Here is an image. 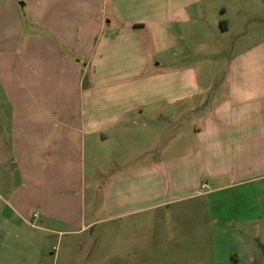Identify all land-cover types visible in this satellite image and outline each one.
I'll return each mask as SVG.
<instances>
[{
  "label": "crops",
  "instance_id": "0c3cea01",
  "mask_svg": "<svg viewBox=\"0 0 264 264\" xmlns=\"http://www.w3.org/2000/svg\"><path fill=\"white\" fill-rule=\"evenodd\" d=\"M6 5L0 264H57L53 238L207 195L226 179L257 185L245 194L256 202L235 221L264 231V0H24L25 18L13 0H0ZM186 36L211 50L198 55L227 58L213 68L224 77L211 81L212 106L188 128L185 105L211 82L193 65L173 67L186 54ZM85 157L103 176L98 213L84 206V178L94 175ZM218 242L216 264H264V240ZM70 243L62 264L76 261ZM107 259L97 250L82 258Z\"/></svg>",
  "mask_w": 264,
  "mask_h": 264
},
{
  "label": "rangeland",
  "instance_id": "374dc122",
  "mask_svg": "<svg viewBox=\"0 0 264 264\" xmlns=\"http://www.w3.org/2000/svg\"><path fill=\"white\" fill-rule=\"evenodd\" d=\"M13 3L14 9L12 10L20 18H25L24 0H13ZM7 9L9 10L7 5L0 8L2 16ZM188 34L191 35V33ZM185 39L186 44L187 42L189 44V46L186 45L188 47L185 50L186 54L183 56L184 58L180 59V63L173 64V67L193 65L198 69L197 78L200 79L202 74H206L209 82L212 79L215 81L218 79L217 83L219 84L224 76L216 75L215 69L224 67L227 58L218 53L198 55L200 53L197 52L198 49L203 51L206 48L201 47L198 42L193 43L191 36H186ZM223 41L226 44L231 40L224 37ZM209 51L211 50H206V52ZM163 59V56L157 57L161 69L164 66ZM2 62L3 60H0V65ZM201 68L209 69L204 72L200 70ZM211 68L215 69L212 70ZM210 85V88H204V95L193 99V104H190L191 99L189 104L185 105L187 111L190 110L189 112H191L187 119L185 116V119L182 120L183 123H186L187 128L192 121L194 122L195 115L202 109L211 107L217 97L216 82L214 85L211 82ZM201 100L203 101L202 104ZM178 110L179 108L176 109V111ZM173 125L174 123H172L174 128ZM174 130L171 129L167 135L173 136ZM149 155L150 152L141 158L143 160L149 159ZM103 161L100 158L99 164ZM92 166H94L93 162L88 158L86 161L85 157V167L87 170L90 167L94 172V177L86 175L84 178V206L86 209L93 208L98 213L102 205L99 199L98 186L102 184L100 180L103 176H101L99 166ZM228 183L227 179L219 182L218 184L222 185L221 188L207 195L189 196L184 201L168 207L137 211L119 221L97 224L80 235L65 234L57 239L53 238L51 245L58 254L57 264H62L68 256L72 255L70 252L73 246L71 243L69 244V240L74 244L76 261L73 264L86 263L87 260H82L85 250H89L91 255H94L96 250L101 251L102 256L108 257L106 264H216L213 252H215V256L219 257L224 248L219 244L213 247L215 242L219 241L222 245L232 240L235 244L242 245L247 240H264V231L243 230V225L240 227L239 223L235 221H242L243 218H246L244 215L245 208L249 209L251 204L256 202L254 198L252 200L245 198V194L256 192L259 188L254 184L235 183L226 185ZM215 218H219L218 225L215 224ZM240 264H243V260Z\"/></svg>",
  "mask_w": 264,
  "mask_h": 264
},
{
  "label": "built area",
  "instance_id": "2783aa9c",
  "mask_svg": "<svg viewBox=\"0 0 264 264\" xmlns=\"http://www.w3.org/2000/svg\"><path fill=\"white\" fill-rule=\"evenodd\" d=\"M206 186V184H201V187H205ZM36 214H34V216H35Z\"/></svg>",
  "mask_w": 264,
  "mask_h": 264
}]
</instances>
